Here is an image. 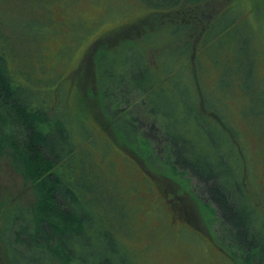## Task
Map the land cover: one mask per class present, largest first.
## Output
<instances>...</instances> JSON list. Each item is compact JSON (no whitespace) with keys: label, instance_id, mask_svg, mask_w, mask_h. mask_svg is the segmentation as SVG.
<instances>
[{"label":"trees","instance_id":"16d2710c","mask_svg":"<svg viewBox=\"0 0 264 264\" xmlns=\"http://www.w3.org/2000/svg\"><path fill=\"white\" fill-rule=\"evenodd\" d=\"M145 1L150 12L130 25L141 33L139 39L123 40L133 42L117 51L118 46L110 48L107 43L117 31L103 34L89 45L84 60L97 72L103 57L111 56L112 65L121 68L133 56L141 65V78L133 82L124 75L118 79L110 75L113 80L106 83L104 98L97 72V93L90 91L89 95L109 123L115 124L121 116L134 122L133 140L124 136L122 146L133 150L137 161L143 160L154 172L156 163L167 166L168 171H158L160 176L192 174L202 184L199 186L214 206L211 211L222 241L227 242L238 264H264L257 240L258 229L264 225L243 189L242 170L244 166L248 170V164L236 147L228 157L219 151V146H234V138L242 133L234 120L236 102L243 119L237 117L246 127L248 117L264 121L262 34L245 16L238 0ZM223 1L227 4L217 11ZM263 6L264 0L255 3L256 15L264 12ZM5 19L0 17V156L11 160L34 201L27 206L17 204L12 212L3 204L2 251L10 264H19L16 258L21 251L33 258L31 264H132L122 235L127 232L133 207L118 186L108 183L98 156L84 144L99 141L98 134L87 121L73 116H68L70 122L60 119L56 111L60 98L42 94L35 88L37 82L24 84L17 79L14 65L10 67L8 61L16 52L17 36L4 31ZM29 20L32 27L36 25L37 20ZM163 30L168 31L166 45L147 47L142 43ZM35 37L31 32L29 38L33 41ZM126 47L133 54L125 53L124 58ZM156 48L161 51L155 55L156 64L150 65L149 52ZM170 50L176 60H167L172 69L162 77V57ZM209 72L215 73L216 80L214 89L207 91L203 77ZM165 81L169 87L164 86ZM161 101L170 113L160 108ZM220 102L228 119L218 108ZM132 105L144 108L158 124L154 137L158 142L164 139L162 150L139 133L141 124ZM57 131L61 140L53 142L52 134ZM186 147L189 152L185 154ZM87 167L94 169L90 177ZM239 211H244L249 221L243 222Z\"/></svg>","mask_w":264,"mask_h":264},{"label":"rangeland","instance_id":"374dc122","mask_svg":"<svg viewBox=\"0 0 264 264\" xmlns=\"http://www.w3.org/2000/svg\"><path fill=\"white\" fill-rule=\"evenodd\" d=\"M238 1L245 16L253 21L264 40V12L259 13V16L254 12L255 3L259 0ZM226 4L224 1L219 2L217 11ZM149 12L150 8L145 0H0V17L6 18L7 22L4 31L17 36L15 51L19 56L12 52L8 59L10 67L11 64L15 66L12 68L17 79L24 84H29L28 81L37 82L34 84L35 88L44 95L52 97L55 94L56 99L60 98L56 109L60 119L70 122L68 116H73L83 123L87 121L98 134L100 142L96 140L84 144L98 156L101 172L108 183L118 186L133 207L127 232L122 235L132 264H238L227 242L222 241L217 219L211 211L214 206L209 202L206 190L203 191L199 186L202 184H199L192 174H186L183 178L160 176L158 171H168L167 166L159 165V168L156 163L154 172L148 169L143 160L137 161L133 150L122 146L124 136L133 140L131 131H135L134 122L121 116L115 124L109 123L98 109L95 98L89 95L90 91L97 93V72L101 76L104 98L107 97L105 85L113 80L110 75L115 79L124 75L128 81L133 82L141 78L142 72L138 70L141 65L137 64L139 61H135L133 56L125 62V67L121 65V68L112 65L111 56L103 57L101 68L97 72L95 66L87 65L84 60L89 45L95 43L103 34L117 31L107 39L110 48L118 46L117 51L139 39L141 33L130 25ZM29 19L37 20L36 25L32 27V21ZM31 32L36 34L33 41L29 38ZM167 33V30H163L162 33L141 41L147 47L163 46L167 44L166 37L164 38ZM125 39L133 41L123 42ZM108 51L114 53L113 49ZM160 51L156 48L149 52L150 65L156 64L154 60ZM123 52L124 58L125 53L133 54L129 48ZM262 57L260 73L264 78V53ZM162 60L159 72L164 77L172 69L167 60L172 63L176 58H173L170 50ZM108 71H111V74ZM215 80V73L204 74L203 83L207 91L214 89ZM168 85L165 81L164 86L169 87ZM133 101L137 102L139 99L133 98ZM132 108L137 110L135 113L141 124L139 133L158 150H162L164 139L158 142L154 137L158 134V124L153 122L152 116H149L144 108L136 105H132ZM160 108L169 111L163 101ZM218 108L227 118L228 111L223 102L219 103ZM234 112V120L242 133L234 138V146H219V151L228 157L231 156L232 148L241 150L240 155L248 164V170L247 166L242 170L245 186L243 189L250 196L251 205L261 221L260 224L264 225V121L251 116L246 118L249 125L246 127L237 117L242 118L237 102ZM209 121L217 126L213 118L209 117ZM151 125L155 130L149 129ZM60 137L61 133L57 131L52 134L51 140L59 141ZM186 148L185 154L189 152L188 147ZM93 172L94 169L86 168L89 177ZM33 201L34 197L30 188L24 185L22 175L16 171L8 157L1 155L0 231L4 222V203L8 204L12 212L17 204L27 206ZM204 204H208L209 209ZM248 210L246 207L245 211ZM11 212L6 214H12ZM239 212L242 213L243 222L249 221V216L244 211ZM260 228L257 240L261 243L260 252L264 258V228L261 225ZM1 245L0 240V264H10ZM16 259L19 264H31L33 260L22 251Z\"/></svg>","mask_w":264,"mask_h":264},{"label":"flooded vegetation","instance_id":"af4514ba","mask_svg":"<svg viewBox=\"0 0 264 264\" xmlns=\"http://www.w3.org/2000/svg\"><path fill=\"white\" fill-rule=\"evenodd\" d=\"M226 255V254H225ZM227 256V255H226ZM232 260V259H231Z\"/></svg>","mask_w":264,"mask_h":264}]
</instances>
